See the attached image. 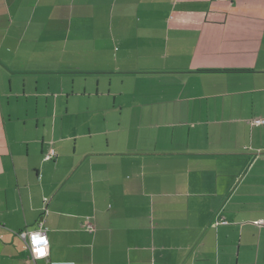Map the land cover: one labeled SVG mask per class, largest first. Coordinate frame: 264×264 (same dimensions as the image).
Wrapping results in <instances>:
<instances>
[{
  "label": "crops",
  "instance_id": "1",
  "mask_svg": "<svg viewBox=\"0 0 264 264\" xmlns=\"http://www.w3.org/2000/svg\"><path fill=\"white\" fill-rule=\"evenodd\" d=\"M257 119L264 0H0V264H264Z\"/></svg>",
  "mask_w": 264,
  "mask_h": 264
},
{
  "label": "built area",
  "instance_id": "2",
  "mask_svg": "<svg viewBox=\"0 0 264 264\" xmlns=\"http://www.w3.org/2000/svg\"><path fill=\"white\" fill-rule=\"evenodd\" d=\"M253 125L256 126H261L264 125V120L261 119H257V120H253L252 122ZM57 157V153L54 149H51L47 154H45V160L46 161H52ZM49 202L50 199L49 198H45L44 199V203H43V212L41 215V218L38 222L37 227L34 230H30V231H23L21 232L19 235L22 238V240L26 243L28 250H29V256H28V261L32 262L33 264H38L41 261H48L49 260V256H50V240L48 237V228L46 226V219L49 215ZM228 224L227 221H225V219H219L217 224ZM84 227L85 230L89 233H94L96 231V227L95 225L89 220L86 219L84 222ZM39 231L41 236L46 238V245H41V246H45L46 247V255L44 257L41 258H37L34 249H33V245L30 243L29 237H28V233L30 232H37ZM50 264H54V263H50Z\"/></svg>",
  "mask_w": 264,
  "mask_h": 264
},
{
  "label": "clouds",
  "instance_id": "3",
  "mask_svg": "<svg viewBox=\"0 0 264 264\" xmlns=\"http://www.w3.org/2000/svg\"><path fill=\"white\" fill-rule=\"evenodd\" d=\"M28 237L37 258L44 257L46 255V247L41 245H46V238L42 237L39 231L28 233Z\"/></svg>",
  "mask_w": 264,
  "mask_h": 264
},
{
  "label": "rangeland",
  "instance_id": "4",
  "mask_svg": "<svg viewBox=\"0 0 264 264\" xmlns=\"http://www.w3.org/2000/svg\"><path fill=\"white\" fill-rule=\"evenodd\" d=\"M261 120H264V119H261ZM253 122V121H252ZM264 126V125H263Z\"/></svg>",
  "mask_w": 264,
  "mask_h": 264
}]
</instances>
